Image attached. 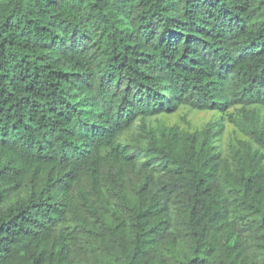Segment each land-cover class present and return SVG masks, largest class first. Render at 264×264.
I'll return each instance as SVG.
<instances>
[{
	"label": "trees",
	"instance_id": "trees-1",
	"mask_svg": "<svg viewBox=\"0 0 264 264\" xmlns=\"http://www.w3.org/2000/svg\"><path fill=\"white\" fill-rule=\"evenodd\" d=\"M256 106L264 0H0V264H264Z\"/></svg>",
	"mask_w": 264,
	"mask_h": 264
},
{
	"label": "rangeland",
	"instance_id": "rangeland-1",
	"mask_svg": "<svg viewBox=\"0 0 264 264\" xmlns=\"http://www.w3.org/2000/svg\"><path fill=\"white\" fill-rule=\"evenodd\" d=\"M257 115L264 125V107H255ZM232 114L234 117H240L239 106H234L228 109L227 113H220L214 110H194L188 107H181L177 112L171 114H161L153 116L148 120V123L154 127L171 126L180 124L190 131L201 129L209 122L221 121L224 123L223 132L217 137V143L224 152H228L234 145H237L240 140L247 139V136L237 128L231 120ZM140 122H136L134 129L138 128ZM125 138L128 135L124 136ZM124 138V139H125Z\"/></svg>",
	"mask_w": 264,
	"mask_h": 264
}]
</instances>
